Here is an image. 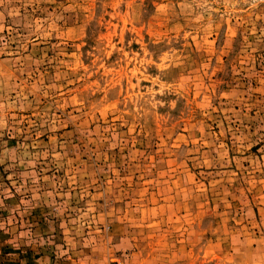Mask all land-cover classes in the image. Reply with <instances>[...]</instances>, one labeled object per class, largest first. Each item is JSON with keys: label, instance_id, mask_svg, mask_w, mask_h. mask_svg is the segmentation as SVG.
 Returning <instances> with one entry per match:
<instances>
[{"label": "rangeland", "instance_id": "obj_1", "mask_svg": "<svg viewBox=\"0 0 264 264\" xmlns=\"http://www.w3.org/2000/svg\"><path fill=\"white\" fill-rule=\"evenodd\" d=\"M0 264H264V0H0Z\"/></svg>", "mask_w": 264, "mask_h": 264}]
</instances>
